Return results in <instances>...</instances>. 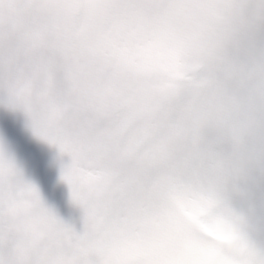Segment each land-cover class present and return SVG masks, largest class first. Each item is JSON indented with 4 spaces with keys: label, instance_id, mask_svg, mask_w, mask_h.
Listing matches in <instances>:
<instances>
[{
    "label": "snow or ice",
    "instance_id": "6c2138e0",
    "mask_svg": "<svg viewBox=\"0 0 264 264\" xmlns=\"http://www.w3.org/2000/svg\"><path fill=\"white\" fill-rule=\"evenodd\" d=\"M231 12L264 54V0H0V264H264V135L226 136Z\"/></svg>",
    "mask_w": 264,
    "mask_h": 264
},
{
    "label": "rangeland",
    "instance_id": "374dc122",
    "mask_svg": "<svg viewBox=\"0 0 264 264\" xmlns=\"http://www.w3.org/2000/svg\"><path fill=\"white\" fill-rule=\"evenodd\" d=\"M228 24L233 27L234 24L239 25L240 22L233 19ZM231 37H233L232 34ZM226 43L228 47V59L223 69V79L226 88V103L233 115V123L226 132V136L230 141L228 150L230 155L233 156L249 155L256 149L261 136L264 135V72L260 71L257 78H254V81L258 80V82H254L255 90L252 89L251 83L247 82V90L253 91L255 96L246 98L245 96L247 95L241 94L239 91L241 85L238 69L242 66L243 62L249 63L248 61H251V56L249 55V57L243 51L244 56H240L233 63V55L236 52L237 45L232 43L230 38L227 39ZM261 68L263 69L264 67L261 66ZM259 94L260 98L258 97L257 99L256 97ZM25 137L30 140L36 151L40 154L41 163L45 169L50 170L52 168V160L49 155L50 150L40 141L33 139L27 131Z\"/></svg>",
    "mask_w": 264,
    "mask_h": 264
},
{
    "label": "flooded vegetation",
    "instance_id": "af4514ba",
    "mask_svg": "<svg viewBox=\"0 0 264 264\" xmlns=\"http://www.w3.org/2000/svg\"><path fill=\"white\" fill-rule=\"evenodd\" d=\"M233 19H236L235 12L226 13L217 21V23L221 28L230 29L228 38H230L232 43L237 45L236 52L233 55V63L236 62L240 56H244L243 51L246 52L248 56H251V61H248L249 63L243 62L241 64L242 66L238 69V75L241 85L239 88L240 93L247 95L245 96L246 98H252L255 96V93L251 90H247L246 84L247 82L251 83L252 89L255 90L254 82H258V80L254 81V78H257L260 71L264 72V68L262 69L255 60V54L259 48L260 39L252 28L253 21L251 18L247 21L240 22L239 25L234 24L232 27V25H229L228 23ZM233 32L236 33L235 38L231 37ZM238 40H241L239 44H237ZM257 66L259 67L257 68ZM260 93L262 94V92ZM258 97L260 98V94L256 98L258 99Z\"/></svg>",
    "mask_w": 264,
    "mask_h": 264
},
{
    "label": "water",
    "instance_id": "95a60500",
    "mask_svg": "<svg viewBox=\"0 0 264 264\" xmlns=\"http://www.w3.org/2000/svg\"><path fill=\"white\" fill-rule=\"evenodd\" d=\"M261 48H262V45H261V42H260V48H259V50H258V52L256 54V59L259 62L260 67L261 66L264 67V54H262ZM20 131H21V134H23V130L20 129Z\"/></svg>",
    "mask_w": 264,
    "mask_h": 264
},
{
    "label": "trees",
    "instance_id": "16d2710c",
    "mask_svg": "<svg viewBox=\"0 0 264 264\" xmlns=\"http://www.w3.org/2000/svg\"><path fill=\"white\" fill-rule=\"evenodd\" d=\"M24 136L26 135V130L24 129V134H23Z\"/></svg>",
    "mask_w": 264,
    "mask_h": 264
}]
</instances>
